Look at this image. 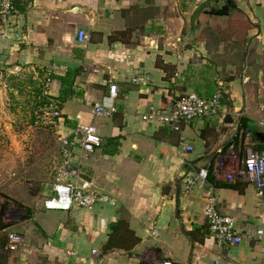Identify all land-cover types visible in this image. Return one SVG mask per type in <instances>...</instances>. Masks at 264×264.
<instances>
[{"label": "crops", "instance_id": "1", "mask_svg": "<svg viewBox=\"0 0 264 264\" xmlns=\"http://www.w3.org/2000/svg\"><path fill=\"white\" fill-rule=\"evenodd\" d=\"M235 17L244 29L214 26ZM263 57L264 0H17L12 18L0 20V72H38L60 112L61 146H73L71 168L108 202L66 212L40 202L19 251L6 250L8 237L0 241V264H264V193L228 178L249 146L264 145ZM218 93L217 117L183 121L178 131L143 119L170 114L181 96ZM97 105L107 114L97 116ZM85 125L102 139L90 155L80 147ZM6 157L0 191L15 193ZM202 170L206 180L188 188ZM208 196L233 219L241 245L211 235Z\"/></svg>", "mask_w": 264, "mask_h": 264}, {"label": "rangeland", "instance_id": "2", "mask_svg": "<svg viewBox=\"0 0 264 264\" xmlns=\"http://www.w3.org/2000/svg\"><path fill=\"white\" fill-rule=\"evenodd\" d=\"M244 22L238 17L222 18L214 26L232 24L244 29ZM216 34L206 30L203 36L215 41L220 39ZM240 37L239 32L237 40ZM43 83L38 72L30 69L0 72V126L5 123L0 127V153L7 155L10 173L6 185L13 184L15 190L11 193L6 187L0 191V241H6L11 232L26 236L33 208L51 196L63 176L62 137Z\"/></svg>", "mask_w": 264, "mask_h": 264}, {"label": "built area", "instance_id": "3", "mask_svg": "<svg viewBox=\"0 0 264 264\" xmlns=\"http://www.w3.org/2000/svg\"><path fill=\"white\" fill-rule=\"evenodd\" d=\"M17 0H0V20L7 23L16 13ZM87 34L85 31H79L78 42L83 44L86 42ZM262 66L264 70V57L262 59ZM247 82V81H245ZM111 97L117 94V86H111ZM223 96L221 93L216 94L212 98H202L197 95H184L179 97L173 106L170 114L154 112L143 117L145 121L157 120L160 123L168 124L179 130V123L192 122L197 120L212 119L219 115L220 110L224 107ZM259 108L264 113V87L260 89L258 96ZM53 110L54 118H60V112L57 107ZM114 111V109L112 110ZM97 116L107 114L105 108L97 105L95 108ZM264 125V121L262 122ZM79 132L82 134V141L80 147L84 154L90 155L101 146L102 139L98 134L97 128L93 125H85L80 128ZM249 136V135H248ZM250 137V136H249ZM256 145L260 148L256 149ZM188 152L193 151L191 146L186 148ZM73 153V146L69 140H62V154H63V176L60 181L54 185L53 195L45 202L44 207L48 211H70L73 208H81L93 210L100 202H108L107 197H100L91 189V184L85 180H79L77 169H72L70 166V158ZM240 178L247 181L249 184L256 187L259 195L264 193V145L258 142L253 143L252 147L246 149V157L242 165L233 169L228 176L230 180ZM207 178V171L202 170L199 177L196 179H189L187 184L191 188L197 181L204 182ZM263 198V197H262ZM264 199V198H263ZM204 215L206 216L211 235L220 244L226 246H239L243 242V238L235 231V223L230 217L221 215L217 209L216 199L208 196L207 204L204 207ZM264 236L263 230H258L257 239L261 240ZM8 243L6 250L9 252H17L24 245V238L18 233L11 232L8 234ZM95 258L99 257L97 250L92 252ZM161 264H174L171 261H163Z\"/></svg>", "mask_w": 264, "mask_h": 264}, {"label": "trees", "instance_id": "4", "mask_svg": "<svg viewBox=\"0 0 264 264\" xmlns=\"http://www.w3.org/2000/svg\"><path fill=\"white\" fill-rule=\"evenodd\" d=\"M246 126H247V122H246V121H243V122H242V128L244 129L245 132L248 131V130L246 129Z\"/></svg>", "mask_w": 264, "mask_h": 264}]
</instances>
